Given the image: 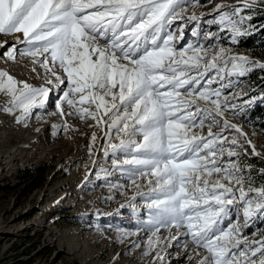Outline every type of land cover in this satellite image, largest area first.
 Returning <instances> with one entry per match:
<instances>
[{
    "label": "snow or ice",
    "instance_id": "snow-or-ice-1",
    "mask_svg": "<svg viewBox=\"0 0 264 264\" xmlns=\"http://www.w3.org/2000/svg\"><path fill=\"white\" fill-rule=\"evenodd\" d=\"M262 3H218L207 23L238 43L240 36L255 30L252 13ZM190 5L200 6L199 0H0V34L20 33L23 40L17 41L26 45L22 50L9 46L2 55L12 61L17 54L29 57L32 71L39 67L44 79L34 87L0 71V93L9 97L4 111L18 110L19 123L44 108L58 89L53 114L91 119L101 127L108 138L105 155L108 149L125 154L113 166L127 172L137 189L138 178L149 185L151 234L145 255L155 251L154 259L162 264L164 246L183 235L195 249L204 250L202 256L194 252L201 256L198 264H264V236L250 241L243 234L253 218L264 219V186H253L244 176L237 162V148L243 145L235 136L228 139L227 130L245 137L253 155L259 153L241 127L226 118L229 111L236 115L238 106L224 95L233 87L231 80L224 82L225 76L243 77L257 67L264 69V62L230 55L219 33L210 31L205 39L216 45L188 42L178 47L184 25L176 31L172 25L185 19ZM204 15L193 11L186 19L199 21ZM192 35L200 33L193 28ZM212 71L215 76H209ZM241 95L247 93L233 98ZM62 126L70 129L66 121ZM113 134L118 143L111 142ZM91 139L96 141L95 133ZM237 207L242 224L230 218ZM161 229L169 235L161 236Z\"/></svg>",
    "mask_w": 264,
    "mask_h": 264
},
{
    "label": "rangeland",
    "instance_id": "rangeland-1",
    "mask_svg": "<svg viewBox=\"0 0 264 264\" xmlns=\"http://www.w3.org/2000/svg\"><path fill=\"white\" fill-rule=\"evenodd\" d=\"M218 3L231 5L237 0H199L200 6L192 8L190 5L186 13V17L193 11L197 16L205 13L199 21L185 17L174 22L173 31L184 25V39L178 47L188 42L216 45L217 41L205 39V34L210 31L219 33L220 44L231 48L230 55L264 62L250 51L239 48V42L232 44L228 32H220L217 25L207 23L213 18L208 13ZM193 28L199 31L198 37L192 35ZM251 33L253 31L239 39ZM15 36L0 34V42ZM19 44L18 50L26 47L22 42ZM2 54L0 71L34 87L44 84L43 70L36 67V71H32L29 57L17 54L12 61ZM215 75V71L209 73V76ZM247 75L225 76L224 82L231 80L233 87L226 88L224 95L230 103L238 106L237 114L229 111L226 118L241 127L259 155H253L245 137H239L234 130H227L226 135L228 139L237 137L239 144L243 145L237 148V162L245 169L246 179L250 177L253 186L261 187L264 182L258 175L264 173V127L249 115V111L256 103L264 105L261 99L264 91L253 94ZM212 87L217 88L219 84ZM243 93L247 95L233 98ZM60 94V90L53 89L44 108L34 109L27 119L18 123L19 111H4L9 97L0 93V264H161L154 259L155 251L144 254L151 234L147 225L150 216L146 207L150 195L147 181L138 178L136 183L141 187L137 189L127 172L113 166V160L122 161L125 154H113L108 149L109 154L105 155L108 138L94 121H82L76 116L61 118L53 114L56 111L54 101ZM249 99L254 102L245 104ZM65 121L70 125L67 131L62 126ZM93 133L96 134L94 143L91 139ZM111 142L118 143L114 134ZM249 166L250 172L247 171ZM27 172H32L34 178H25ZM245 187H248L247 183ZM230 218L233 222L243 223L238 207L232 210ZM226 224L227 220L222 226ZM172 234L177 235V230H172ZM243 234L250 241L264 236L262 218H253L243 229ZM160 235L168 236L169 230L161 229ZM196 251L204 255V250L195 249L189 237L180 235L164 246L162 264H198L201 256L194 255Z\"/></svg>",
    "mask_w": 264,
    "mask_h": 264
},
{
    "label": "trees",
    "instance_id": "trees-1",
    "mask_svg": "<svg viewBox=\"0 0 264 264\" xmlns=\"http://www.w3.org/2000/svg\"><path fill=\"white\" fill-rule=\"evenodd\" d=\"M252 17L250 23L254 26L255 30L247 37L240 38L238 47L246 49L253 55L264 59V3L253 11ZM247 74L253 94L264 91V69L257 67ZM249 115L256 119L261 127H264V105L256 103L250 109ZM33 176L32 172H27L24 177L33 179ZM258 177L264 182V174L261 173ZM29 188H31V186ZM262 221H264V219H262Z\"/></svg>",
    "mask_w": 264,
    "mask_h": 264
},
{
    "label": "bare ground",
    "instance_id": "bare-ground-1",
    "mask_svg": "<svg viewBox=\"0 0 264 264\" xmlns=\"http://www.w3.org/2000/svg\"><path fill=\"white\" fill-rule=\"evenodd\" d=\"M18 35H20V38L22 39V34H20V33H16L15 38H13V39H11V40H10V39H9V40H7V39H6V40H5V39L2 40V39H1V42H0V43H3V42L6 41L7 44H5L4 47L0 48V55L2 54V52H5L9 46H12L11 44H13V45H14V44H17L16 48L21 46V44H19L20 42L17 41V36H18ZM18 44H19V45H18ZM17 49H18V48H17ZM7 60H8V59H7ZM6 157H7V156L5 155L4 158H6Z\"/></svg>",
    "mask_w": 264,
    "mask_h": 264
}]
</instances>
